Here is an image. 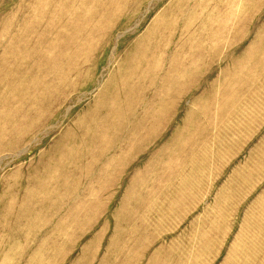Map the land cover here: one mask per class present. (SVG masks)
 I'll list each match as a JSON object with an SVG mask.
<instances>
[{
	"label": "rangeland",
	"instance_id": "obj_1",
	"mask_svg": "<svg viewBox=\"0 0 264 264\" xmlns=\"http://www.w3.org/2000/svg\"><path fill=\"white\" fill-rule=\"evenodd\" d=\"M0 264H264V0H0Z\"/></svg>",
	"mask_w": 264,
	"mask_h": 264
}]
</instances>
